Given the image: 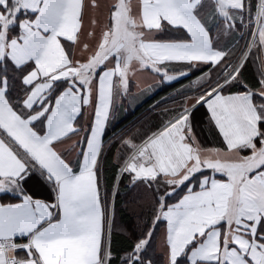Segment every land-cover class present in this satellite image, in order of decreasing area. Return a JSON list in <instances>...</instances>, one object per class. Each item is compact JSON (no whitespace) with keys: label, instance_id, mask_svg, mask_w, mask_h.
Returning <instances> with one entry per match:
<instances>
[{"label":"snow or ice","instance_id":"6c2138e0","mask_svg":"<svg viewBox=\"0 0 264 264\" xmlns=\"http://www.w3.org/2000/svg\"><path fill=\"white\" fill-rule=\"evenodd\" d=\"M0 264H264V0H0Z\"/></svg>","mask_w":264,"mask_h":264},{"label":"trees","instance_id":"16d2710c","mask_svg":"<svg viewBox=\"0 0 264 264\" xmlns=\"http://www.w3.org/2000/svg\"><path fill=\"white\" fill-rule=\"evenodd\" d=\"M148 103H151V101H149ZM125 204H126V201L124 199L123 192H122L121 195L117 197V201H116L118 221L121 224L134 223L132 221L134 217L131 215L132 206L129 205L128 207H125ZM119 239L121 240V242H123V237Z\"/></svg>","mask_w":264,"mask_h":264},{"label":"rangeland","instance_id":"374dc122","mask_svg":"<svg viewBox=\"0 0 264 264\" xmlns=\"http://www.w3.org/2000/svg\"><path fill=\"white\" fill-rule=\"evenodd\" d=\"M133 222L135 221V218H133V220H132Z\"/></svg>","mask_w":264,"mask_h":264}]
</instances>
